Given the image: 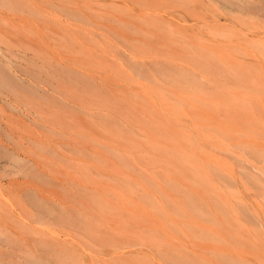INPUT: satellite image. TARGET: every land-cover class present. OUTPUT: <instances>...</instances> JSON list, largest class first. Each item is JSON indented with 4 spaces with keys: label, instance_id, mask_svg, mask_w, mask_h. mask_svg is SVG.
Listing matches in <instances>:
<instances>
[{
    "label": "rangeland",
    "instance_id": "374dc122",
    "mask_svg": "<svg viewBox=\"0 0 264 264\" xmlns=\"http://www.w3.org/2000/svg\"><path fill=\"white\" fill-rule=\"evenodd\" d=\"M0 58L23 248L264 264V0H0Z\"/></svg>",
    "mask_w": 264,
    "mask_h": 264
},
{
    "label": "crops",
    "instance_id": "0c3cea01",
    "mask_svg": "<svg viewBox=\"0 0 264 264\" xmlns=\"http://www.w3.org/2000/svg\"><path fill=\"white\" fill-rule=\"evenodd\" d=\"M6 148H8L7 145L0 144V150H6ZM32 204L39 206L40 202L34 201ZM0 213L2 215L6 213L4 206H0ZM16 240L14 233L10 232L7 225L0 220V247H5L0 248L2 256L0 264H56L63 261L62 257L54 253L52 248L43 246L42 254L37 255L31 250L23 248Z\"/></svg>",
    "mask_w": 264,
    "mask_h": 264
},
{
    "label": "bare ground",
    "instance_id": "6f19581e",
    "mask_svg": "<svg viewBox=\"0 0 264 264\" xmlns=\"http://www.w3.org/2000/svg\"><path fill=\"white\" fill-rule=\"evenodd\" d=\"M2 59L0 58V65L2 64ZM0 72H1V70H0ZM0 76H2V74L0 73ZM58 233V232H57Z\"/></svg>",
    "mask_w": 264,
    "mask_h": 264
}]
</instances>
